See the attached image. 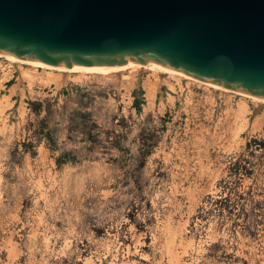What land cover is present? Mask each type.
Here are the masks:
<instances>
[{
    "label": "rangeland",
    "instance_id": "obj_1",
    "mask_svg": "<svg viewBox=\"0 0 264 264\" xmlns=\"http://www.w3.org/2000/svg\"><path fill=\"white\" fill-rule=\"evenodd\" d=\"M22 69L0 56V264H264V102Z\"/></svg>",
    "mask_w": 264,
    "mask_h": 264
},
{
    "label": "water",
    "instance_id": "obj_2",
    "mask_svg": "<svg viewBox=\"0 0 264 264\" xmlns=\"http://www.w3.org/2000/svg\"><path fill=\"white\" fill-rule=\"evenodd\" d=\"M0 52L109 70L145 59L264 98V0H0Z\"/></svg>",
    "mask_w": 264,
    "mask_h": 264
},
{
    "label": "bare ground",
    "instance_id": "obj_3",
    "mask_svg": "<svg viewBox=\"0 0 264 264\" xmlns=\"http://www.w3.org/2000/svg\"><path fill=\"white\" fill-rule=\"evenodd\" d=\"M0 56H3L6 59L10 60L12 62V64L14 65L15 69H17V71H19L21 76H22V74L27 72V70L22 69V64H28V65H31L33 67H42L44 70H49V71H46L48 76H53L54 70L62 71V72H78V73L91 72V73H100V74L101 73H113V72H118V73L124 74L127 72V74L130 75V77L128 79L129 81H133L134 75H136V72L140 71V70H152L154 72L164 71V72L169 73L172 76L182 77L184 79H188V80H191L193 82H196L200 85H205V86H208V87H211L214 89H219V90H223V91H227V92L237 93V94H240L244 97H249V98L264 102V98H259V97H256L254 95L242 92V91L234 89V88H227V87H224V86L216 84V83H211V82H208V81L187 75L185 73L179 72V71L172 69L170 67H167V66H164L161 64L152 63V62L145 60V59H129V62H131V63L139 62V64L132 66V67L124 68V69L109 70V69H99V68H82V67H77V66H65V65H60V64H50V63H44V62H38V61H30V60L18 58L14 55L6 54L3 52H0ZM150 83L151 84L148 85V95L152 97L153 91L155 88V83L154 82H150ZM246 111H247L246 105H240L238 110H237L239 115L240 114L242 115ZM128 251H131L130 248H128ZM167 251H169V250H167ZM171 253H172V251H171ZM170 257H171V255H170ZM171 258L175 259L174 255Z\"/></svg>",
    "mask_w": 264,
    "mask_h": 264
}]
</instances>
